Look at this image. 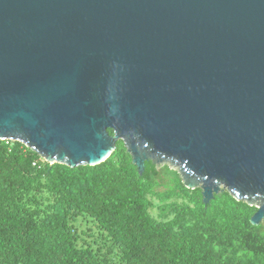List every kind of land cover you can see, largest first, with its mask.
Wrapping results in <instances>:
<instances>
[{"label": "water", "instance_id": "obj_1", "mask_svg": "<svg viewBox=\"0 0 264 264\" xmlns=\"http://www.w3.org/2000/svg\"><path fill=\"white\" fill-rule=\"evenodd\" d=\"M0 139L70 167L123 140L261 224L264 0H0Z\"/></svg>", "mask_w": 264, "mask_h": 264}, {"label": "trees", "instance_id": "obj_2", "mask_svg": "<svg viewBox=\"0 0 264 264\" xmlns=\"http://www.w3.org/2000/svg\"><path fill=\"white\" fill-rule=\"evenodd\" d=\"M256 211L227 189L206 204L168 164L140 174L123 140L70 167L0 139V264H264Z\"/></svg>", "mask_w": 264, "mask_h": 264}, {"label": "rangeland", "instance_id": "obj_3", "mask_svg": "<svg viewBox=\"0 0 264 264\" xmlns=\"http://www.w3.org/2000/svg\"><path fill=\"white\" fill-rule=\"evenodd\" d=\"M162 166H163V165H159V168H161ZM165 182H167V178H165V180L162 181V185H161L160 188H159L160 191H162V190L165 189V186H164V184H163V183H165ZM152 198H153V201H155V202L160 201V198H159L158 196H153ZM152 213L155 214V215H158V208L154 207V208L152 209ZM262 223L264 224V220L262 221Z\"/></svg>", "mask_w": 264, "mask_h": 264}]
</instances>
